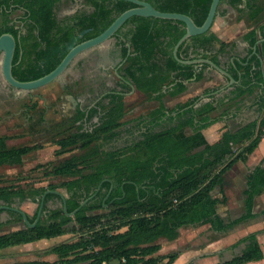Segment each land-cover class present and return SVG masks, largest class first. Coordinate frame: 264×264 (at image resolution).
<instances>
[{
  "label": "trees",
  "instance_id": "16d2710c",
  "mask_svg": "<svg viewBox=\"0 0 264 264\" xmlns=\"http://www.w3.org/2000/svg\"><path fill=\"white\" fill-rule=\"evenodd\" d=\"M58 1L0 0V34L10 32L16 38L12 74L17 79L31 80L46 74L73 45L99 34L119 13L136 5L130 0H82L91 10L58 20L55 13ZM146 1L161 11L186 13L198 25L204 21L211 3V0ZM228 1L237 6L241 0ZM261 3L262 0H246L245 7L239 11L249 12ZM17 9H22V13L10 19ZM13 20H18L19 25ZM184 32L185 24L176 19L142 15L126 19L114 34L120 55L116 65L120 89H109L103 96L108 101L99 107H77L71 120L80 123L75 130L55 140L56 153L81 149L53 165L50 171L69 178L29 188L0 184V200L7 204L16 198L19 202L27 198L39 202L46 189L64 187L69 212L101 182L96 194L73 216L66 215L62 205L47 207L48 200L55 197L62 203L54 193H47L44 198L42 211L48 210V219L41 221L40 218L33 227L25 225L19 212L11 211V220L21 221L24 227L0 234V248L61 236L71 230L77 233L74 239L60 241L46 250L56 255L55 260L35 259L11 264H171L179 251L156 254L161 248L159 238L174 240L179 236L180 227L204 223L213 230L227 231L257 215L253 212L254 201L264 191L261 162L252 168L246 180L244 211L238 217L227 222L220 219L217 205L225 198L213 195L212 190L223 182L224 173L236 161H244L264 137V113L240 128L223 130L214 142H208L202 130L222 117L212 116L213 111L223 107L220 114H227L232 99L250 92L254 84L261 81L258 58L252 55L235 62L234 70L241 72L240 85L233 90V96L227 95V100L218 99L198 109L194 107L196 95L166 107L160 101L161 90L172 82L182 86L183 80L197 73L193 64L178 62L172 53ZM205 33L191 37L188 45L186 40L181 42L177 55L191 59L189 48L197 54L199 48L207 50L212 40L205 37ZM251 43H255V37ZM205 66L207 64L203 63L202 67ZM233 75L236 76L234 72ZM132 85L148 97L159 99V104L134 120L137 133H133L134 128L133 132L128 130L134 138H127L131 140L122 146L104 149L103 143L119 137L121 127L126 126L122 120L126 113L123 99ZM215 89H207V92ZM257 101L262 107L264 95L260 94ZM185 110L190 112L191 132L188 134L173 126V117ZM95 115L97 121L91 122L90 128H83ZM158 127L164 130H157ZM7 138L0 135V165L20 164L24 154L41 146H7ZM104 203L108 204V210L99 212ZM37 208L28 216L30 222ZM259 212L264 213V207ZM72 222L73 226L68 229ZM257 232H249L240 239L245 242L240 254L217 264H243L263 258Z\"/></svg>",
  "mask_w": 264,
  "mask_h": 264
},
{
  "label": "rangeland",
  "instance_id": "374dc122",
  "mask_svg": "<svg viewBox=\"0 0 264 264\" xmlns=\"http://www.w3.org/2000/svg\"><path fill=\"white\" fill-rule=\"evenodd\" d=\"M89 10H91V6L82 2V0H59L55 7L58 20ZM21 13L22 9H17L9 18L16 19ZM15 23L16 26L19 25L18 20ZM115 40L113 36L101 45L79 53L59 77L30 90L15 88L6 82L1 72L0 58V135L8 137L5 140L7 146L41 145L24 154V161L20 164H1L0 184L20 185L29 188L47 186L49 183H58L69 178L67 176L54 175L50 171L53 165L60 163L72 154L81 152V149L73 148L63 153H56L58 145L55 140L76 129V125L80 122H73L71 117L77 107L82 109H87L93 105L99 107V105L101 106L108 101L107 98L103 99V96L109 89H120L117 84L116 65L112 64V55H109L107 50L114 46ZM172 87L169 91L161 92L160 94V101L168 105L167 107H172L174 104L187 99H185V94H187L188 90L184 91L181 86L176 85ZM123 100L126 106V113L122 120L126 126L121 127L119 137L103 143L104 149L122 146L126 141L131 140L127 139L133 136L128 133V130L131 132L134 130L133 133H137L134 120L140 114L159 104V99L148 97L133 85L131 89L126 90ZM98 101H100V104H97ZM97 119V115L93 116L87 124H84L83 128H86V126L90 128L91 122H95ZM157 130H164V128L158 127ZM182 130L184 131V128ZM187 130L186 128L185 131ZM251 167L252 164L248 162L237 161L224 173L223 182L212 190L213 195L220 198L224 196L225 198L224 202L217 205V213L225 212L224 217L230 218L243 211L244 188ZM56 189L61 191L64 196L68 195L64 187H57ZM28 201L33 202V205L38 207V200L31 201L29 198L18 204L26 206ZM60 205L61 202L57 197L47 202L49 209ZM262 206H264V193L255 198L254 210L259 212ZM107 207L108 204L98 211L105 212L108 210ZM48 213V210L42 211L40 215L41 221L48 219ZM262 218H264V215L258 214L255 218V223L249 222L248 224L240 225V227L238 224V228L234 231L228 230L226 232L214 231L208 223L184 226L179 228V236L175 241L163 239H158L157 241L164 245L165 249L174 246L179 249L189 248V246L199 249L197 247H208L212 240L222 239V241L230 243L226 246L228 249V252L224 255L226 256L227 254L238 252L243 247L244 242L240 240V236L249 228L264 223ZM14 222L7 220L6 226L2 227V229L10 230L13 224L14 226H23L21 221ZM73 224V222L68 224V229H71ZM76 234L75 231L71 230L54 241L58 243L63 240H72L76 237ZM45 241L51 243L48 242L51 241L50 238H45ZM260 243L264 246V232L260 236ZM160 251L162 250L160 249L157 253H160ZM191 264H199V262L193 258ZM202 264L211 263L207 260L202 262ZM260 264H264V262Z\"/></svg>",
  "mask_w": 264,
  "mask_h": 264
},
{
  "label": "crops",
  "instance_id": "0c3cea01",
  "mask_svg": "<svg viewBox=\"0 0 264 264\" xmlns=\"http://www.w3.org/2000/svg\"><path fill=\"white\" fill-rule=\"evenodd\" d=\"M245 5H246V0L244 1L241 0L237 6L231 5L228 0H220L213 22L210 28L208 29V31H206L204 35L205 37H211L212 40L210 44H208V46L206 47L208 49L203 51L202 48H199L200 52L197 54L191 51V48H189V52H190L189 56H193V58L206 57L212 61H213L212 58H214L216 62L215 61L213 62L223 67L231 75L233 79V81L230 82L229 78L225 77L223 74H221L219 71L209 66L207 63H206L207 66H205L204 68L202 67L203 63L193 64L197 73H195L193 78L189 80H183L181 88L184 91L188 90L187 94H185L186 95L185 99L186 98L188 99V96L190 98V96L194 97L198 95V99L194 105V107L198 109L204 107L210 102L215 103L218 99L227 100V95L229 94L230 96H233V90L240 85L241 72L234 70L235 62L237 60L243 59L245 57L248 58L252 55H255L259 61L257 69L261 74V81H257V83L254 84L250 92L247 91L242 95L232 99L230 101L231 106L229 107L227 114H220L223 110V107L217 108L215 111H213L212 116L222 115V117L202 130L208 142L216 141L223 130L225 129L235 130L237 128H240L254 120H257L264 113V101L262 107H260L257 101L258 96L260 94L264 95V34H263L264 0H262L261 4L255 6L249 12L247 10L240 12L239 8H244ZM252 36L253 38L255 37V43L253 44L251 43L253 39L251 38ZM191 40L192 39H190V41H187L186 45H188L189 42H191ZM107 50H108V54L112 55L111 56L112 64L117 65L118 62L120 61L119 46L115 45L114 43V46L110 47ZM203 53H206L207 56H203L202 55ZM233 72L236 75L235 77L233 75ZM174 85H175L174 82H172L168 88L162 89V92L169 91L171 88H173L172 86ZM214 87H216L215 91L207 92V89ZM164 105L166 107L168 106L166 104ZM189 121H190V112L188 110H185L173 117V126L181 127V129L184 128V132L188 134L191 132ZM186 128L188 129L187 131H185ZM255 155L257 156L254 158ZM22 161H24V156H22ZM244 161L252 164L250 173L252 171V168L255 165H257L259 162H261L262 166L264 167V137L261 138L257 146L248 154L247 158ZM236 163L237 161L234 164ZM263 193L264 191L262 192V194ZM18 203L19 201L17 198L11 204H7L4 201L0 200V206L9 205L14 207H19L24 212H26L27 216H32L35 209L37 208L35 205H33V202L30 201L27 202L26 206L25 205L20 206ZM263 207L264 206H262L261 208ZM11 211L14 210L4 209L0 207V234L24 227V225L14 226L13 224L10 230L2 229V227L6 226L5 225L6 221L11 220L13 218V216L11 215ZM253 212H256L254 210V206H253ZM241 213L230 218L224 217L225 212L220 214L217 213V214L220 217V219L223 220V222H227L231 219L238 217ZM256 213L257 215L254 218L238 223L239 227L240 225L248 224L249 222L255 223L256 222L255 218L258 216V214L264 215V213H260V212H256ZM238 224H236L235 226H233L228 230L234 231L236 228H238L237 226ZM252 231H258L257 238L260 242V236L264 232V223L249 228L244 234L240 236V238H242L243 236H245L246 234ZM217 232H226V231H217ZM58 237L59 236L50 238L51 241L48 242L51 243H47L45 241V238H40L31 242L0 248V264L3 263L11 264L14 262L29 261L35 259L49 260V261L55 260L56 256L53 257L55 254L52 252H47L46 250L56 242L54 240H56ZM159 239L167 240L165 238H159ZM172 241H175V239ZM229 244H230L229 242L227 241L224 242L221 239V240H212V242L209 243L208 247H204V246L197 247L199 249L190 246L189 248H182V249L176 248V246L165 249L164 245H161L160 249L162 251H160V253L157 254H167L170 252L179 251L177 257L171 264H191L193 258L197 259L199 264L200 263L202 264V262H206L207 260H209V263L211 264H217L220 261L228 260L232 258L234 255L240 254L245 246V242H244L243 247L238 252L236 253L234 252L233 254L230 255L227 254L226 256H224L226 252H228L226 246H228ZM47 245L49 246L47 247ZM261 248L263 251V258L259 260L248 261L243 264L263 263L264 246L261 245ZM14 258L15 260H13Z\"/></svg>",
  "mask_w": 264,
  "mask_h": 264
},
{
  "label": "water",
  "instance_id": "95a60500",
  "mask_svg": "<svg viewBox=\"0 0 264 264\" xmlns=\"http://www.w3.org/2000/svg\"><path fill=\"white\" fill-rule=\"evenodd\" d=\"M134 2L136 5L133 7H130L128 9H125L121 13H119L112 22L103 29L99 34L87 38L85 40H82L80 42H77L75 45H73L63 56V58L60 60V62L49 72L46 74L39 76L37 78L31 79V80H19L12 74V60L14 56V51L16 47V38L11 34L10 32H4L0 34V58H1V72L3 75V78L6 80V82L15 87V88H22L25 90H30L33 88H37L39 86H42L44 84H47L51 82L52 80L59 77L62 72L68 67V65L71 63L74 57H76L79 53L92 48L101 45L106 40L110 39L114 36L117 29L132 15H142V16H153L158 18H169V19H176L180 20L185 24V32L179 37L177 42L174 44L172 53L175 57V59L184 64H198V63H207L212 68L219 71L221 74H223L225 77L229 78L230 82L233 81L231 75L221 66L214 63L212 60L206 57H195L191 59H185L182 57H179L177 55V49L181 42L184 40L190 41L191 37L195 35H200L208 31L210 28L213 19L215 17V14L217 12V8L219 5L220 0H211L207 15L204 19V21L198 25L194 22L191 16H189L186 13L176 12V11H161L157 8H155L150 2L146 0H130ZM244 1V0H243ZM128 46V53L130 52V44H127ZM101 182L96 187L95 191L85 199H83L77 207H75L71 211H66V202H65V196L64 194L57 190V189H46L39 200L37 213L32 222L29 221L28 216L26 212H24L19 207L9 206V205H2L1 208L4 209H13L14 211H17L21 214L23 222L25 225L33 227L38 220L40 219V215L43 210L44 205V198L47 193H54L58 195L62 199V208L66 215L73 216L75 212L84 205L90 198H92L96 192L99 189ZM106 203H104V206Z\"/></svg>",
  "mask_w": 264,
  "mask_h": 264
}]
</instances>
